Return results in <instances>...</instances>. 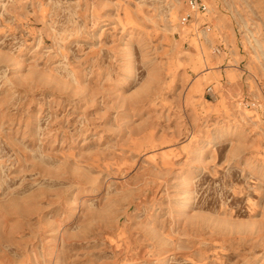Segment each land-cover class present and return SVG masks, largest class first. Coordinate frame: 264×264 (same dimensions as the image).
<instances>
[{
    "label": "rangeland",
    "instance_id": "rangeland-1",
    "mask_svg": "<svg viewBox=\"0 0 264 264\" xmlns=\"http://www.w3.org/2000/svg\"><path fill=\"white\" fill-rule=\"evenodd\" d=\"M202 1L0 0V264H264V0Z\"/></svg>",
    "mask_w": 264,
    "mask_h": 264
},
{
    "label": "built area",
    "instance_id": "built-area-1",
    "mask_svg": "<svg viewBox=\"0 0 264 264\" xmlns=\"http://www.w3.org/2000/svg\"><path fill=\"white\" fill-rule=\"evenodd\" d=\"M186 3V6L188 10L190 11L189 13L185 14L181 19L182 22L185 24L192 19V13L194 12H201V13H206L207 12V6L202 0H184ZM218 53V50L216 51ZM211 87L207 88L208 92H211Z\"/></svg>",
    "mask_w": 264,
    "mask_h": 264
},
{
    "label": "bare ground",
    "instance_id": "bare-ground-1",
    "mask_svg": "<svg viewBox=\"0 0 264 264\" xmlns=\"http://www.w3.org/2000/svg\"><path fill=\"white\" fill-rule=\"evenodd\" d=\"M144 256V255H143Z\"/></svg>",
    "mask_w": 264,
    "mask_h": 264
}]
</instances>
